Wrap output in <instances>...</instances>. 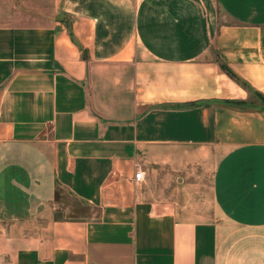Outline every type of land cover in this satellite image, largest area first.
Wrapping results in <instances>:
<instances>
[{"label": "crops", "instance_id": "1", "mask_svg": "<svg viewBox=\"0 0 264 264\" xmlns=\"http://www.w3.org/2000/svg\"><path fill=\"white\" fill-rule=\"evenodd\" d=\"M0 264H264V0H30L0 25Z\"/></svg>", "mask_w": 264, "mask_h": 264}, {"label": "rangeland", "instance_id": "2", "mask_svg": "<svg viewBox=\"0 0 264 264\" xmlns=\"http://www.w3.org/2000/svg\"><path fill=\"white\" fill-rule=\"evenodd\" d=\"M24 18V19H22ZM30 18V0H0V25L14 24L18 22H24ZM149 154V152H147ZM149 157H142L140 167L145 171V180L149 185H153L158 179H162L163 186L158 189L166 193H170L169 187H177L176 181L169 175V171L158 164L151 161ZM172 183V185H169ZM60 194V200L66 205L76 206L71 197L64 191L58 190L57 195ZM154 197V195H152ZM86 209V208H84Z\"/></svg>", "mask_w": 264, "mask_h": 264}, {"label": "trees", "instance_id": "3", "mask_svg": "<svg viewBox=\"0 0 264 264\" xmlns=\"http://www.w3.org/2000/svg\"><path fill=\"white\" fill-rule=\"evenodd\" d=\"M224 71L227 73V75L232 78L233 80H235L238 84L244 86L247 88V86L245 85V83H243L235 74H233L228 68L223 67Z\"/></svg>", "mask_w": 264, "mask_h": 264}, {"label": "built area", "instance_id": "4", "mask_svg": "<svg viewBox=\"0 0 264 264\" xmlns=\"http://www.w3.org/2000/svg\"><path fill=\"white\" fill-rule=\"evenodd\" d=\"M144 178L143 172L141 170H137L135 175H134V180L136 182H141Z\"/></svg>", "mask_w": 264, "mask_h": 264}]
</instances>
